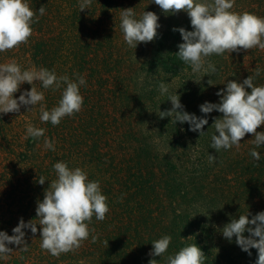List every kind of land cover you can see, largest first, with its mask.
<instances>
[{
  "label": "trees",
  "instance_id": "obj_1",
  "mask_svg": "<svg viewBox=\"0 0 264 264\" xmlns=\"http://www.w3.org/2000/svg\"><path fill=\"white\" fill-rule=\"evenodd\" d=\"M26 2L37 16L41 6L45 14L32 24L26 44L0 52V64L15 60L22 71L43 67L77 82L82 76L84 103L80 112L56 126L41 122L39 104L31 111L33 106L22 105L18 113H0V231L13 235L21 218L38 223L37 201L56 179L53 165L59 161L99 182L109 212L103 221L93 216L89 238L59 257L40 247L39 225L35 235L25 228L28 250L9 244L13 251L0 257V264H148L152 241L163 235L172 240L163 257H154L160 264L194 243L204 252L205 264H255L256 249L249 256L235 237L229 242L220 230L232 218L249 212L251 219L264 211V145L257 148L253 135L246 134L239 149L216 153L210 147L215 134L211 125L222 114H208L206 134L199 137L187 123L158 116L172 107L159 85L168 84L185 111L201 117L199 106L219 103L216 93L227 80L242 83L259 67L253 83L264 86V50L213 54L208 59L217 72L202 78L176 55L183 40L173 29L193 30L186 12L166 14L152 0H92L83 11L82 0ZM127 8H134L137 18L144 11L157 14L160 27L152 42L128 47L120 29L122 9ZM232 11L264 17V0H235ZM209 79L215 85L209 86ZM37 84L46 110L57 106L63 87ZM29 123L45 129L44 137H28ZM257 132H264V125ZM45 138L54 142V151L44 147ZM253 148L260 153L258 162L250 155ZM209 154L216 155L212 164ZM41 176L43 185L38 183Z\"/></svg>",
  "mask_w": 264,
  "mask_h": 264
},
{
  "label": "clouds",
  "instance_id": "obj_2",
  "mask_svg": "<svg viewBox=\"0 0 264 264\" xmlns=\"http://www.w3.org/2000/svg\"><path fill=\"white\" fill-rule=\"evenodd\" d=\"M166 14L186 12L190 18L192 31L184 28L173 29L179 31L183 43L178 45L176 55L186 65H189L193 74L212 76L216 74V65L208 59L213 54L251 50L259 47L264 50V17H259L247 11L238 13L232 11L235 0H152ZM92 0H82L80 11L88 9ZM34 11L26 0H0V52H6L26 44L32 35V24L38 22L39 16L45 14L41 6ZM159 17L152 11H144L139 18L134 8L122 9L120 15V29L123 39L128 47L135 49L140 43L152 42L158 35ZM136 59V58H135ZM260 75V69H255L254 75H249L243 82L227 80L224 89L216 93L220 97L219 103L205 102L200 105L201 117L190 114L184 109L177 92L170 93L169 85L163 82L159 85L161 95L168 94L171 109L159 111L158 116L163 119L170 117L172 123H187L190 131L199 132V137L205 135L203 131L208 124L207 115L213 111L222 114L214 118L211 125L215 134L211 136V149L216 153L240 147L241 140L246 134H252L251 141L257 148L264 145V132L257 129L264 125V86H255L253 81ZM40 82L44 89H60L63 87L58 105L46 110L41 103L45 96L34 85ZM201 81V80H200ZM199 81V82H200ZM27 82L32 85L30 91L22 92L18 99L14 94L19 91L20 85ZM196 82V83H199ZM209 86L215 85L212 79L207 81ZM86 81L81 76L78 82L69 79L67 75L57 76L54 71L47 68L21 69L15 61L0 64V113H18L20 107L31 105L29 111L40 105L41 122H51L53 126L60 124L61 120L72 116L82 110L84 98L80 94V86ZM251 89V91H247ZM27 136L34 141L44 137L45 129L26 125ZM218 133V134H217ZM44 147L55 150L54 142L45 138ZM255 161H260V153L255 148L250 150ZM216 161V155L209 154L208 162ZM56 179L51 181L44 192L42 201H37L36 217L38 223L30 220L27 223L20 219L13 228V235L0 231V257L7 258L13 251L8 247L14 244L22 251L28 250L23 229L29 228L35 235L39 225L40 247L47 250L52 256L59 257L78 249L82 242L90 235L89 224L93 216L103 221L109 212L107 197L102 194L98 181L88 179L83 169L69 168L67 163L59 161L53 165ZM45 178L41 176L38 183L43 185ZM250 213L232 218L220 230L222 236L229 242L235 237V243L252 255L251 249L257 250L255 264H264V211L251 216ZM247 233V235H245ZM188 237L187 239H191ZM97 237L92 236L95 242ZM172 237L163 235L152 241V250L148 253V264H160L154 257H163L167 252ZM108 244V241H107ZM204 252L194 243L182 247L174 255H168L166 264H205Z\"/></svg>",
  "mask_w": 264,
  "mask_h": 264
},
{
  "label": "rangeland",
  "instance_id": "obj_3",
  "mask_svg": "<svg viewBox=\"0 0 264 264\" xmlns=\"http://www.w3.org/2000/svg\"><path fill=\"white\" fill-rule=\"evenodd\" d=\"M251 54H253V53L251 52ZM249 61H251V60H249ZM31 68H32V67H31ZM33 68H34V67H33ZM37 82H38V81H37ZM37 82H35L33 86H35V87L37 88V90H38V84H37ZM36 84H37V85H36ZM22 86H23V88H21V91H22V92H23V89H24V90H28V91H30V90H31V87H32V85L28 84L27 82L23 83Z\"/></svg>",
  "mask_w": 264,
  "mask_h": 264
}]
</instances>
